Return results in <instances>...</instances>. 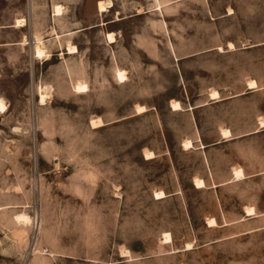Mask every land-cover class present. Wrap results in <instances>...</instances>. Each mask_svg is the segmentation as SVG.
<instances>
[{
	"label": "rangeland",
	"instance_id": "1",
	"mask_svg": "<svg viewBox=\"0 0 264 264\" xmlns=\"http://www.w3.org/2000/svg\"><path fill=\"white\" fill-rule=\"evenodd\" d=\"M97 1L0 0V264H264V0Z\"/></svg>",
	"mask_w": 264,
	"mask_h": 264
},
{
	"label": "bare ground",
	"instance_id": "2",
	"mask_svg": "<svg viewBox=\"0 0 264 264\" xmlns=\"http://www.w3.org/2000/svg\"><path fill=\"white\" fill-rule=\"evenodd\" d=\"M109 7H111V1H109V0H98L97 1V11L99 12V14H102V13L106 12ZM52 12H53L54 16H61L63 14V7L61 5H54L53 9H52ZM24 22H25L24 19H18V20H16V22H15L16 24L14 25V27H24L25 26ZM105 38H106V40L108 42H112L113 39H114V36H113L112 33L107 32L105 34ZM36 42L37 43H36V46L34 47V52L33 53H34L35 57L39 58V57H42L43 54H44V50L41 47L43 41H41L40 38L39 39L37 38ZM68 50L72 51V50H74V47H68ZM115 77H116L117 81H119V82H124L126 80L124 71L119 70V69L115 71ZM256 87H257V84H256L255 80H250L248 82V89H255ZM74 89L78 93H82V92H86L88 90V86H87L86 83L77 82L75 84V86H74ZM40 90H42V89H40ZM38 91H39V89H38ZM42 91H44V90H42ZM39 95H40V102H44V98H45L44 93L41 92V94H39ZM210 97H211V99L217 100L219 98V94H218L217 91H214V92H212L210 94ZM171 108L173 110L180 109V103L178 101L172 102L171 103ZM5 109H6V106H5L4 102H3V100L0 99V113H3L5 111ZM143 111H145V107H143V106H138L137 107V113H142ZM261 124L264 125V119L261 120ZM92 125L100 126V125H102V122L98 118L96 120H92ZM221 134H222L223 137H227V136L230 135V131L228 129H223L221 131ZM183 146L184 147H191L192 146L191 145V141H189V140L184 141ZM153 156L154 155H153L152 152H146L145 153V158L146 159L147 158H152ZM233 178L235 180L242 179L243 178L242 170L241 169H235L233 171ZM194 186L196 188H202V187H204V181L202 179L195 178L194 179ZM153 196H154L155 199H162V198L165 197V193L163 191H157V192L154 193ZM252 214H254V208L253 207L247 208L246 209V215H252ZM22 218L24 219V221L27 220V217H25V216H23ZM207 224L209 226H214L215 225V219L214 218L208 219L207 220ZM163 238H164V242L165 243L171 242V236H170L169 233H165ZM185 248L186 249H191V244L190 243L186 244ZM122 253L126 255L129 252L127 250H124Z\"/></svg>",
	"mask_w": 264,
	"mask_h": 264
},
{
	"label": "crops",
	"instance_id": "3",
	"mask_svg": "<svg viewBox=\"0 0 264 264\" xmlns=\"http://www.w3.org/2000/svg\"><path fill=\"white\" fill-rule=\"evenodd\" d=\"M222 137V136H221ZM222 139H225V138H222Z\"/></svg>",
	"mask_w": 264,
	"mask_h": 264
}]
</instances>
